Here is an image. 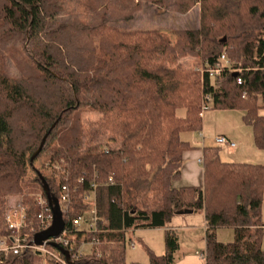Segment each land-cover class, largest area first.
Masks as SVG:
<instances>
[{"label":"trees","instance_id":"16d2710c","mask_svg":"<svg viewBox=\"0 0 264 264\" xmlns=\"http://www.w3.org/2000/svg\"><path fill=\"white\" fill-rule=\"evenodd\" d=\"M144 4L178 14L198 6L199 27L169 35L117 27ZM14 37L7 50L20 76L0 68V237L8 198L24 193L29 167L52 151L70 165L66 223L97 184L107 231L98 237L108 244L79 264H127V234L155 229L165 230L164 254L148 251L147 264H174L178 238L166 228L186 212L204 215V264H264L263 164L225 163L220 147H205L203 186H172L193 149L183 135L202 129L204 96L209 110L241 112L264 151V0H0V42ZM223 54L229 68L218 76L182 65L192 58L212 68ZM85 109L100 118L85 121ZM43 178L56 197L54 179ZM221 229L233 231L231 242L218 239ZM37 262L0 255V264Z\"/></svg>","mask_w":264,"mask_h":264},{"label":"built area","instance_id":"2783aa9c","mask_svg":"<svg viewBox=\"0 0 264 264\" xmlns=\"http://www.w3.org/2000/svg\"><path fill=\"white\" fill-rule=\"evenodd\" d=\"M226 68H229V62L223 54L214 67L206 65L201 68V71L207 73L209 77H213L220 75ZM237 83L241 84V80L238 79ZM209 101V97L204 96L203 113L209 110ZM197 136L201 142L204 140L202 131H199ZM213 141L218 147L224 146L233 149L236 146L225 136H216ZM199 163L202 164L201 161ZM69 169V162L64 158L53 159L51 156H48L41 167L43 176L52 178L56 182L57 196L55 198L64 222L62 231L57 237L49 238L41 245H36L35 236L45 232L52 225V210L43 191L35 196V200H32L31 195L22 194L17 200L7 204L4 215L6 234L0 237V255L3 258L31 253L38 258L37 264H79L82 259L93 253L99 256V247L108 244L102 242L98 237L99 234L107 233V231L99 227L101 219L98 214L95 181L89 191L78 196V201L82 206L79 214L68 219L67 223L65 222L64 216L72 207V194L75 192L68 181ZM113 183L111 176L106 185L111 186ZM130 247L134 249L133 242L130 243ZM63 251L67 253V257ZM201 258L205 261L204 252Z\"/></svg>","mask_w":264,"mask_h":264},{"label":"rangeland","instance_id":"374dc122","mask_svg":"<svg viewBox=\"0 0 264 264\" xmlns=\"http://www.w3.org/2000/svg\"><path fill=\"white\" fill-rule=\"evenodd\" d=\"M74 8L75 5L73 3L69 4L67 6L68 9L67 13L74 10ZM117 27L122 31L156 30L168 35L173 30H196L199 27V7L197 6L193 8L187 14H178L175 12L164 11L162 9L159 10L156 9L155 7H151L148 4H144L142 5L141 10L137 12L131 20L127 22H121L117 25ZM11 45L13 46L17 45L16 37H14V39L9 43L0 42V68L8 78L17 79L19 78L20 74L18 73L13 62L8 56L7 49ZM182 65L186 68H194L195 70L196 69L201 70V68H203L201 66L200 60L192 59V58H187L183 60ZM205 113H206L205 116L208 113L218 114L217 123H216L218 134H222V135L226 134L225 135L226 137L230 138L231 136L234 140H236L235 138L237 134L241 135V133H243L244 129L247 130L250 129L249 127H246L243 124L241 120L242 113L239 111L208 110ZM82 117L87 122H95L100 118V116L97 113L91 112L87 109L82 111ZM183 138H185L186 140H192V139H197L198 136L197 133L184 134ZM251 138H252V146H254L253 136ZM238 148L242 149V146L238 145ZM242 150L247 152L246 145L243 146ZM51 152L52 151L45 152L39 159H37L33 163L32 167H29L28 169L27 177L24 180V185L22 190L25 194L31 195L33 197L32 200H35L36 195L42 193V186L40 183H38L35 180V178L37 177V172L41 173V166L43 165V163L46 162ZM219 155L222 162L234 163L228 161V158L230 157V153L228 152L227 149H225L224 146H220ZM243 162H247L250 164H258V163H254L255 160L243 161ZM22 194L9 197L8 203L17 200V198H19L20 195ZM130 238L132 239V241H130ZM219 240L224 243L232 241V239H227L225 237ZM131 242H134V247H135L134 249H131L130 247ZM188 249L191 248L189 247ZM148 251L152 252L157 256L164 254V235L162 233L154 232V230L152 231L135 230L132 233L127 234L126 245H125V260L127 264H147ZM202 251H204V248L202 249ZM184 253H185V249L183 248L176 258V263H178L182 259V257H184L182 255Z\"/></svg>","mask_w":264,"mask_h":264},{"label":"crops","instance_id":"0c3cea01","mask_svg":"<svg viewBox=\"0 0 264 264\" xmlns=\"http://www.w3.org/2000/svg\"><path fill=\"white\" fill-rule=\"evenodd\" d=\"M203 114L202 121V133L204 135V140L201 142L198 138L189 140L192 144L193 149L186 152L183 156V164L180 170V177L178 180L173 182L172 186L175 189L188 188V187H202L203 186V167L199 163L202 162V151L205 147H218L213 141V137L225 136L226 134H218L217 132V118L218 114L208 113ZM215 123V124H214ZM247 127V126H246ZM249 130V131H248ZM244 129L243 133L236 135V140H234L230 135L231 141L235 142L236 146L233 149L225 147L230 153L228 161L234 163H247L243 161H252L254 163L264 165V151L256 149L252 146V134L250 129ZM226 133V132H224ZM226 137V136H225ZM238 141V142H237ZM238 145H246L247 152L238 148ZM258 161V162H256ZM262 225L264 228V200L262 205ZM205 219L203 213H187L176 215L172 218L170 224L167 226L166 230L174 231L178 238L179 250L175 254L174 264H204L201 255L205 250ZM152 231V230H151ZM154 232H160L164 235V229H155ZM130 234V233H128ZM218 239L233 238V231L230 229H221L217 232ZM130 241L132 239L130 238ZM134 243V242H133ZM191 249H188V248ZM201 247V249H200ZM262 247L264 250V241H262ZM135 248V247H134ZM185 249V253L182 254L184 257L176 263V258L182 249ZM201 253V254H200ZM187 255V256H185Z\"/></svg>","mask_w":264,"mask_h":264},{"label":"water","instance_id":"95a60500","mask_svg":"<svg viewBox=\"0 0 264 264\" xmlns=\"http://www.w3.org/2000/svg\"><path fill=\"white\" fill-rule=\"evenodd\" d=\"M236 76H237V74H233V77H236ZM46 138H47V135L42 139L38 150L31 157L30 163H32L33 160L41 153V151H42V149L44 147ZM37 177H38L39 182H40V184L42 186V191L45 194V196H46V198L48 200V203H49V205L51 207L52 215H53V221H52L51 227L48 230H46L45 232L40 233V234H38V235L35 236V244L36 245H41L42 242H44L45 240H47L49 238H55V237H57L58 234L63 229L64 222H63L62 214H61V211L59 209L57 200H56L55 197H53L50 194L49 187H48L45 179L40 174H37ZM187 213H190V212H186L185 214H187ZM63 254L66 257L68 256L67 253L64 252V251H63Z\"/></svg>","mask_w":264,"mask_h":264}]
</instances>
